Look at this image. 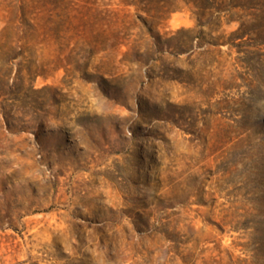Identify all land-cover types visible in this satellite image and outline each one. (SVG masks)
<instances>
[{
	"label": "rangeland",
	"instance_id": "rangeland-1",
	"mask_svg": "<svg viewBox=\"0 0 264 264\" xmlns=\"http://www.w3.org/2000/svg\"><path fill=\"white\" fill-rule=\"evenodd\" d=\"M0 264H264V0H0Z\"/></svg>",
	"mask_w": 264,
	"mask_h": 264
}]
</instances>
